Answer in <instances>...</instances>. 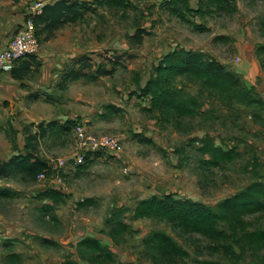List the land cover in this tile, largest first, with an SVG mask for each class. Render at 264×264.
<instances>
[{"label":"rangeland","instance_id":"374dc122","mask_svg":"<svg viewBox=\"0 0 264 264\" xmlns=\"http://www.w3.org/2000/svg\"><path fill=\"white\" fill-rule=\"evenodd\" d=\"M40 1L45 5L58 0H26V3L24 0L27 20L41 12L33 9ZM74 1L83 6V17L59 27L48 42L39 35L37 58L43 51L51 56L55 51L65 59L67 66L84 56L90 60L94 71L97 64L104 66L106 57L113 52L115 58L123 56L126 64L116 63L118 71L114 76L93 81L80 79L84 81L53 95L51 101L48 96L44 100L51 105L46 104L50 110H39L37 115L44 118L41 122L48 131L50 119L46 118L52 117V113L63 114L65 106L72 111L86 112L76 118L85 127L86 136L115 137L120 148L87 152L84 163L74 169L71 158L78 150L74 128L56 136H44L38 147L40 156L51 166L57 158L68 160L61 170L63 183L55 186L49 179L34 183H23L18 177L0 179V188L12 190L11 196H0V264H6L10 245L20 254L21 264H62L67 256L77 259L73 254L74 246L86 236L96 237L107 246L114 253L116 264H158L142 243L151 231L158 229L169 233L185 252L177 264L219 258L218 253L207 249L210 240L203 235L175 232L163 220H132L131 213L139 201L161 196L166 191L215 207L254 181H263L264 108L238 104L227 108L200 86L178 80L175 85L181 87L182 93L196 96L201 103L197 114L181 120L178 129L169 123L161 124L154 115L145 114L139 99L126 106L130 109L106 113L104 118L94 116L93 112L106 99L123 104L127 96L138 93L130 88L135 73L142 72L144 76L151 72L156 58L161 59L165 52L177 47L204 52L218 60L237 72L247 86L254 87V95L264 101V67L259 61L262 52L259 54L257 50L264 45V0H237L233 12L216 11L206 14L202 20L193 18L194 22L203 21L206 31L193 30L168 15L162 8V0H125L118 6L98 4L95 0ZM138 28L144 30L141 43H130L129 37ZM113 40L120 44H114ZM100 43L114 44V49L104 51ZM63 78L51 79V82L61 80L62 83ZM29 79L39 80L40 73L33 72ZM59 95L72 98L62 102ZM61 120L65 119L56 121L66 124L67 120ZM30 130L37 129L31 127ZM145 138L152 143L143 141ZM205 139L212 140L223 150L232 148L236 158L216 166L202 164L203 159H209L208 154L200 152ZM8 145L0 137V157L8 153ZM11 150L14 151L12 146ZM50 185L64 194L63 200L54 207L52 217L42 207L43 203L51 202L38 198L39 190ZM86 198L89 201H83ZM119 210H123L124 220L130 223L132 235L126 236L125 243L115 245L108 231L111 218ZM243 217L249 222L246 226L249 230L264 229V218L259 214ZM43 239H51L58 246L43 244ZM249 260L250 254L246 253L241 264H249Z\"/></svg>","mask_w":264,"mask_h":264},{"label":"trees","instance_id":"16d2710c","mask_svg":"<svg viewBox=\"0 0 264 264\" xmlns=\"http://www.w3.org/2000/svg\"><path fill=\"white\" fill-rule=\"evenodd\" d=\"M98 4L120 5L125 0H95ZM237 0H198L195 9L190 7V0H165L162 2L163 10L168 15L176 17L180 22L191 26L193 30L206 31L207 26L194 22L193 18L201 19L212 12L230 13L236 10ZM84 8L80 2L74 0H58L52 4H45L41 12L31 17L37 34H46L49 38L54 36V31L68 22H75L83 17ZM264 24V15H263ZM144 30L138 28L129 37L130 43L139 44ZM262 52L260 64L264 67V45L257 48ZM115 53V52H114ZM37 55H31L22 68L13 71L15 78L27 74L30 70L37 71L40 65ZM104 66H97L92 71L93 65L89 59L80 57L74 64L65 67L62 83L65 88L67 81L85 79L86 81L110 76L115 70V64L119 63L118 56L113 52L107 56ZM80 65L75 68V64ZM134 81L138 97H149V112L155 113V118L161 124H171L178 129L179 122L185 118L193 117L201 107L196 96L189 93L183 94L181 87L175 85L182 80L190 84L200 86V89L215 95L219 102L227 108L238 104L244 107L264 108V101L254 95V87L247 86L241 76L218 60L209 57L204 52L176 48L165 55L152 66L150 76L144 86H140L139 73H135ZM256 115V112H254ZM79 120L68 119L66 124L56 120L47 122V131L42 122H34L23 125L25 142L22 148H18L15 141V131L9 127V139L12 149L17 154L8 160H0V179L18 177L23 183H34L38 176L43 174L46 179L52 176V166L48 160L40 156L39 144L44 136L51 134L56 136L59 132H68L75 127ZM34 127L37 130L31 131ZM152 143L149 138L143 140ZM200 152L208 154L209 159H203L202 164L216 166L222 162L233 161L237 154L230 150H223L216 146L212 140L205 139L200 147ZM86 158V156H85ZM75 169V168H74ZM9 187L0 188V196L12 195ZM63 192L53 185L39 190L38 198L48 200L51 204H42L47 214H54V207L63 200ZM83 201H89L88 198ZM83 203V202H81ZM84 204V203H83ZM259 214L264 218V180L254 181L246 188L238 191L229 198L220 201L215 207H211L192 199H183L173 192L161 196H151L139 201L131 213V219L152 218L165 221L175 232H195L203 235L210 244L207 249L211 253L220 255L217 259H196L194 264H241L245 254H250L249 264H264V229H248L243 215L253 216ZM111 226L108 236L112 243L120 245L126 242V236L131 233V225L123 218V210L116 212L110 220ZM132 235V233L130 234ZM43 244L58 246L49 239H43ZM147 252L158 264H177V260L184 255V251L177 245L173 237L164 230L151 231L142 241ZM12 247V245H10ZM7 248L5 256L6 264H21V257L12 248ZM73 254L77 259L67 256L62 264H116L114 253L100 240L93 236H86L74 246Z\"/></svg>","mask_w":264,"mask_h":264},{"label":"crops","instance_id":"0c3cea01","mask_svg":"<svg viewBox=\"0 0 264 264\" xmlns=\"http://www.w3.org/2000/svg\"><path fill=\"white\" fill-rule=\"evenodd\" d=\"M165 1L162 0L161 3ZM26 3V0H25ZM24 0H0V49L5 47L11 38V36L23 26L24 22L27 20V16H25L26 7ZM198 0H190V7L195 9L197 7ZM28 10V8H27ZM28 14V12H27ZM173 17V16H172ZM176 18V17H174ZM178 19V18H176ZM197 19V18H196ZM179 20V19H178ZM41 38L45 41H49L51 38H46L44 34L41 35ZM45 38V39H44ZM114 44L119 45L120 43L117 40H113ZM44 44V43H43ZM114 44H104L100 43V48H103L104 51L107 49H114ZM175 48V47H174ZM185 49H188L185 47ZM168 53L165 52L164 54ZM163 54V55H164ZM57 55V56H56ZM63 56V55H61ZM73 58V57H71ZM76 58V57H75ZM40 65L38 66L37 71L30 70L27 74L21 76L20 78H15L12 70H20L25 62L32 63L31 60L25 58L19 61L14 62L12 67L8 70H0V137H2L8 145V153L5 156H1L0 160H8L13 155L17 154L14 150H11V142L9 139V127H12L15 131V141L17 143L18 148H22V145L25 142V134L22 131L23 125H27L30 123H34L36 121H43L44 118H41L37 115L39 110H44L45 108L50 110V107L47 106L45 100L48 99V96L53 98V95L57 96L58 93L68 91V87L72 84L77 85L78 81L84 80H76V81H67L64 84L67 85L65 88L59 87L61 84V80L57 82H51V79H58L59 77L64 76L65 74V59L56 54L53 51V55L50 53L46 54L45 51L36 58ZM125 58H120L119 63L125 65L126 62H123ZM160 58H156L155 62H152V66L159 61ZM78 60V59H77ZM77 60L72 62L74 64ZM90 63V60H89ZM79 66V63L75 64ZM151 66V68H152ZM55 71V72H54ZM118 69L115 68L113 73L110 76H105L106 78L116 75ZM139 71V70H137ZM33 72L40 73V79L37 81H32L29 79V76ZM140 86H144L147 82L150 71L146 72L144 76H142V72L139 74ZM131 89H136L137 87L132 79L130 84ZM138 91V90H137ZM135 96V97H134ZM61 97L62 102H67L68 99L72 97L66 98V96H58ZM127 98V99H126ZM123 104L113 102L112 100L106 99L105 102H102L99 105V108H96L93 112L94 116H100L104 118L107 114H115L126 110V108L130 109V107H126L137 99L142 102L141 110L149 115H154L155 113L149 112L147 108L149 107V97H138V93H132L130 97H126ZM45 99V100H44ZM50 105V104H49ZM62 105H65L63 103ZM51 106V105H50ZM65 112L61 115H55L52 113V117L46 118L50 120H59L61 118L65 120H61V122L66 121L68 119L75 120L78 117H81L86 112L71 110L70 108H66ZM107 113V114H106ZM53 116H56L55 118ZM45 117V116H42ZM49 120V121H50ZM145 135V134H144ZM147 136V135H146ZM2 180H9V178H3ZM170 193V191H166L162 194ZM157 196H160L159 194Z\"/></svg>","mask_w":264,"mask_h":264},{"label":"built area","instance_id":"2783aa9c","mask_svg":"<svg viewBox=\"0 0 264 264\" xmlns=\"http://www.w3.org/2000/svg\"><path fill=\"white\" fill-rule=\"evenodd\" d=\"M33 9L41 11L44 6L40 1L34 4ZM43 5V6H42ZM40 7V8H38ZM40 45L37 29L31 20H26L9 39L7 45L0 49V70H8L14 62L28 58L31 55H37ZM77 135L78 150L73 153L71 158L72 168H76L79 164L84 163L87 152L97 150H118L120 148L117 138L103 136L99 139H94L92 136H86L85 127L77 123L74 127ZM68 160L65 157L57 158L56 163L52 166V176L48 178L55 186H61L63 183L62 169L66 166ZM46 179L45 175L41 174L37 180ZM54 186V187H55ZM56 188V187H55Z\"/></svg>","mask_w":264,"mask_h":264}]
</instances>
